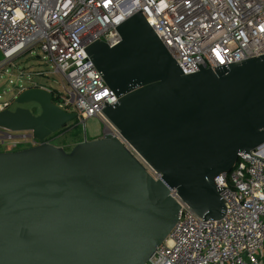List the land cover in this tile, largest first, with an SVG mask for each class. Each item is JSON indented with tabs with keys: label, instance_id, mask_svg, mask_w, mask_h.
<instances>
[{
	"label": "water",
	"instance_id": "obj_1",
	"mask_svg": "<svg viewBox=\"0 0 264 264\" xmlns=\"http://www.w3.org/2000/svg\"><path fill=\"white\" fill-rule=\"evenodd\" d=\"M140 10L115 26L116 44L83 49L117 98L102 114L160 177L110 133L52 144L77 114L45 87L23 89L0 126L38 143L0 151V264H145L177 220L170 189L220 219L214 177L264 144V54L183 73Z\"/></svg>",
	"mask_w": 264,
	"mask_h": 264
},
{
	"label": "built area",
	"instance_id": "obj_2",
	"mask_svg": "<svg viewBox=\"0 0 264 264\" xmlns=\"http://www.w3.org/2000/svg\"><path fill=\"white\" fill-rule=\"evenodd\" d=\"M139 9L183 73L264 54V0H0V71L26 49L44 52L62 78L59 106L83 126L100 120L102 133L117 137L157 179L102 114L104 101L117 98L83 49L97 38L116 44L115 26ZM10 102H0V110ZM37 143L28 131L0 126L4 151ZM249 154L239 153L229 172L214 177L225 186L220 219L202 220L170 189L180 205L177 220L145 264H264V144Z\"/></svg>",
	"mask_w": 264,
	"mask_h": 264
},
{
	"label": "rangeland",
	"instance_id": "obj_3",
	"mask_svg": "<svg viewBox=\"0 0 264 264\" xmlns=\"http://www.w3.org/2000/svg\"><path fill=\"white\" fill-rule=\"evenodd\" d=\"M44 55V52L32 47L18 54L10 64L3 67L0 71L1 103L3 101L10 102L17 93L33 85L43 86L60 93L64 92L61 75L54 71L52 62ZM12 103L13 101L10 102L11 105ZM56 104L59 105V102ZM23 106L28 107L34 113H38V109L32 103ZM75 119L68 123L67 126L73 125L70 128L68 127L58 134H55L56 132L51 134L49 136L50 142L63 147L65 150H70L81 139H84V135L87 139L101 135L102 123L97 118H88L85 121V126L76 123ZM24 146H19V149L25 148ZM4 150L5 147L0 146V151Z\"/></svg>",
	"mask_w": 264,
	"mask_h": 264
},
{
	"label": "trees",
	"instance_id": "obj_4",
	"mask_svg": "<svg viewBox=\"0 0 264 264\" xmlns=\"http://www.w3.org/2000/svg\"><path fill=\"white\" fill-rule=\"evenodd\" d=\"M0 58H2L1 53H0ZM55 93H56V91L51 90L52 99H53V101H54L55 103H57V102H58V97L55 96ZM75 121H76V123L78 122L77 119H75ZM71 126H73V125H71ZM71 126L69 125V126H67L66 128H64V129L62 128V129L58 130L55 134H58V133H60V132H62V131H64V130H66L68 127L70 128ZM55 134H54V135H55Z\"/></svg>",
	"mask_w": 264,
	"mask_h": 264
},
{
	"label": "flooded vegetation",
	"instance_id": "obj_5",
	"mask_svg": "<svg viewBox=\"0 0 264 264\" xmlns=\"http://www.w3.org/2000/svg\"><path fill=\"white\" fill-rule=\"evenodd\" d=\"M13 101V103H12V105L11 106H9L8 108H15L16 106H17V104L15 103V101L14 100H12ZM34 113V112H33ZM51 136V135H50ZM48 140H50V137H49V139Z\"/></svg>",
	"mask_w": 264,
	"mask_h": 264
},
{
	"label": "crops",
	"instance_id": "obj_6",
	"mask_svg": "<svg viewBox=\"0 0 264 264\" xmlns=\"http://www.w3.org/2000/svg\"><path fill=\"white\" fill-rule=\"evenodd\" d=\"M101 135H102V133H101ZM101 135H100V136H101ZM100 136H97V137H100ZM97 137H95V138H97ZM81 140H82V139H81Z\"/></svg>",
	"mask_w": 264,
	"mask_h": 264
}]
</instances>
